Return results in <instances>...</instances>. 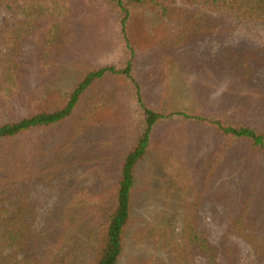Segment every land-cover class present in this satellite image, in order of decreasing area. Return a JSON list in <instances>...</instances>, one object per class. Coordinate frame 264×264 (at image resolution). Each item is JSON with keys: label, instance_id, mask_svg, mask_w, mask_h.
Instances as JSON below:
<instances>
[{"label": "rangeland", "instance_id": "374dc122", "mask_svg": "<svg viewBox=\"0 0 264 264\" xmlns=\"http://www.w3.org/2000/svg\"><path fill=\"white\" fill-rule=\"evenodd\" d=\"M72 3L75 13L71 22L76 35L60 72L42 81L38 65L40 47L26 50L28 92L40 97L35 112L44 108L58 109L88 74L126 64L130 57L119 37L118 20L102 0H72ZM165 7L171 18H164L159 8L149 6L133 18L128 29L135 53L134 76L145 103L163 113L186 111L220 117L254 127L264 134V25L212 13L187 5L184 0H169ZM197 12L218 19L217 24L213 20L215 27L211 34L204 32L203 37L181 47L180 35L188 33L194 22V18L186 21L185 13L191 17ZM6 20L2 19L3 23H7ZM171 43L174 45L170 46ZM228 60L233 67L226 62ZM247 60L257 71L252 80L243 82L234 68ZM135 93L130 84L120 78L99 81L84 94L73 119L60 127L35 132L26 140L29 147L33 146L30 158L34 164L31 168L22 167L17 175L23 183L30 175L44 182L35 193L37 202L42 203L38 210L40 226L58 200L62 201L57 204V210L67 212L76 203L97 202L108 186L115 185L119 165L135 148L140 134L137 130L140 111ZM102 95L108 101L107 107L95 113L87 128L79 133L83 137L76 153L77 168L49 186V172L44 171L47 159L66 151L64 145L74 133V126L88 114L93 100ZM28 113L23 108L19 110L20 117ZM9 120L0 115V124ZM43 140L48 143L45 148L41 146ZM220 140V136L206 126L177 120L156 126L153 146L136 170L135 206L140 221L162 227L166 217L188 213L199 203L198 212L211 226L213 241L222 239L227 226L225 214L231 209L235 211L240 201L243 169L251 167L250 180L259 161H255L257 157L251 147L237 146L233 158L211 187L204 190V166ZM230 183L236 185L234 189H228ZM201 194L204 203L198 201ZM226 194L236 198L232 208L227 206ZM176 226L175 230L180 229ZM238 244L241 264H251L252 253ZM142 246V242L132 244L121 264H132L134 256L142 253Z\"/></svg>", "mask_w": 264, "mask_h": 264}, {"label": "trees", "instance_id": "16d2710c", "mask_svg": "<svg viewBox=\"0 0 264 264\" xmlns=\"http://www.w3.org/2000/svg\"><path fill=\"white\" fill-rule=\"evenodd\" d=\"M102 1L118 20L120 40L130 54L127 63L88 74L61 107L35 112L40 97L28 92L26 50L40 47L38 65L42 81L60 72L76 35L71 22L75 8L72 0H0V26H3L0 28V115L10 119L0 124V264H121L128 248L136 241L143 243L142 253L134 256L132 264H241L238 243L252 253L251 264H264V134L254 127L220 117L193 115L186 111L163 113L146 104L134 76L135 53L128 29L133 18L149 6H156L164 18H171L165 7L169 0ZM184 1L212 13L227 14L232 19L264 25V0ZM185 17L186 21L194 18V22L188 33L180 35L181 47L203 37L204 32L211 34L215 27L213 20H218L199 12L192 13L191 17L185 13ZM5 18L7 23L2 21ZM226 62L234 66L229 60ZM234 70L245 80L243 82L252 80L257 71L249 60L237 63ZM109 77L122 79L136 92L140 111L136 146L119 165L117 181L108 186L106 195L92 204L76 203L67 212L57 210V204L62 201L58 200L40 226L38 210L42 203L37 202L35 193L44 182L30 175L23 183L17 175L22 167L31 168L34 164L30 158L33 146L29 147L26 140L35 132L60 127L73 119L84 94ZM107 104L105 95L97 96L88 114L76 123L74 133L66 140V151L47 159L44 171L49 172V186L77 168L76 153L83 137L79 133ZM22 108L29 112L28 115L20 117ZM175 120L206 126L220 136L219 146L204 166V190L211 187L222 168L230 162L237 146L251 147L257 157L255 161H259L250 180L251 167L243 169L240 201L235 211L231 209L225 214L227 226L218 242L213 241L211 226L198 212L199 203L188 213L166 217L162 227L161 224L156 227L144 224L136 212V170L153 146L156 126ZM41 144L44 148L48 146L44 140ZM227 186L234 189L236 185ZM225 199L227 206L232 208L235 196L226 194ZM202 200L201 194L198 201ZM176 225L180 229L175 230Z\"/></svg>", "mask_w": 264, "mask_h": 264}]
</instances>
